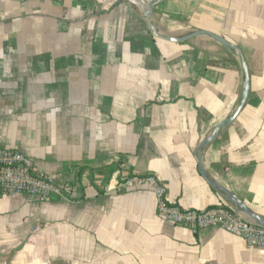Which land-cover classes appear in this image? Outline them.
<instances>
[{"label": "crops", "instance_id": "crops-1", "mask_svg": "<svg viewBox=\"0 0 264 264\" xmlns=\"http://www.w3.org/2000/svg\"><path fill=\"white\" fill-rule=\"evenodd\" d=\"M149 1L0 0V148L66 190L0 200V264H264L240 236L161 218L154 186L118 190L154 176L183 209H232L195 154L237 107L240 62L206 37H155ZM153 21L165 38L218 34L247 59L245 110L203 167L264 218V0H166Z\"/></svg>", "mask_w": 264, "mask_h": 264}, {"label": "built area", "instance_id": "built-area-1", "mask_svg": "<svg viewBox=\"0 0 264 264\" xmlns=\"http://www.w3.org/2000/svg\"><path fill=\"white\" fill-rule=\"evenodd\" d=\"M132 1L141 3V0ZM149 185L155 188L158 215L164 220L194 233L222 228L242 237L249 248L264 249V229L260 226L224 205L205 212L183 209L168 201L164 186L154 176L126 179L118 190ZM65 191V188L56 184L52 176L38 172L33 159L27 155L17 150L0 148V200L26 194L34 199L50 202L62 198Z\"/></svg>", "mask_w": 264, "mask_h": 264}, {"label": "water", "instance_id": "water-1", "mask_svg": "<svg viewBox=\"0 0 264 264\" xmlns=\"http://www.w3.org/2000/svg\"><path fill=\"white\" fill-rule=\"evenodd\" d=\"M165 1L166 0H150L146 8L145 16L149 22L150 30L155 37L165 42H169L173 44H185L196 38L206 37L218 43L223 49H225L229 54L237 58L238 61L240 62L242 76H243V88H242L241 96L237 104V107L235 108L233 113L226 120H224L222 123L216 126L213 132L198 146L195 156L198 162L199 171L201 175L206 180V182L209 184V186L220 196V198L227 205L232 207V209L236 213L249 219L256 225L264 229V218L253 213L234 194H232L231 192H229L228 190L220 186L217 182H215L207 174V172L205 171L203 167V158L207 150L216 140L222 137L232 127L235 121L240 117V115L245 110V107L247 105V102L249 100V96L251 93V78H250V72H249V66L247 63V59L245 58L243 52L241 51L239 47L232 44L231 42L221 37L220 35L212 33V32L195 31V32H192V33H189L184 36L177 37V38H165L161 36V34L157 31L154 25L153 16H154L155 8Z\"/></svg>", "mask_w": 264, "mask_h": 264}]
</instances>
